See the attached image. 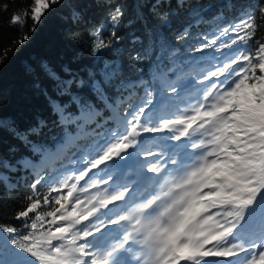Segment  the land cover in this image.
<instances>
[{
    "label": "snow or ice",
    "instance_id": "snow-or-ice-1",
    "mask_svg": "<svg viewBox=\"0 0 264 264\" xmlns=\"http://www.w3.org/2000/svg\"><path fill=\"white\" fill-rule=\"evenodd\" d=\"M60 2L34 0L9 22L21 28L30 19L28 31L34 32ZM230 7L233 19L225 20L219 36L192 49L201 54L211 49L223 59L213 56L219 63L188 85L165 84L178 97L195 85L184 107L157 115L156 97L145 84L144 96L126 108H120L123 94L105 103L107 116L79 95L73 98L75 112L54 109L64 124L75 125L76 135L66 136L55 153L41 148L40 167L77 147V140L87 138L88 143L28 185L27 203L16 216L24 220L27 234L16 239L17 229L0 225V233L9 234L0 239V247L12 244L20 250L12 264H264V0H248L238 13L235 3ZM123 16L116 8L109 20L115 25ZM70 18L79 23L81 11L74 8ZM100 35V29L91 33ZM187 35L185 29L177 39ZM222 36H229V42H220ZM28 39L25 31L15 43ZM110 46L111 41L94 44L93 54ZM169 55L175 57L177 50ZM57 84L62 91L71 87ZM0 128L11 125L0 120ZM166 132L169 141L177 142L167 156L142 150L146 134ZM133 157L135 175L128 183L114 186L111 171L93 175V170L119 168L118 161ZM0 166L13 167L8 161ZM44 206L52 210L38 211Z\"/></svg>",
    "mask_w": 264,
    "mask_h": 264
},
{
    "label": "trees",
    "instance_id": "trees-1",
    "mask_svg": "<svg viewBox=\"0 0 264 264\" xmlns=\"http://www.w3.org/2000/svg\"><path fill=\"white\" fill-rule=\"evenodd\" d=\"M33 2L0 0V57L11 49L0 62V120L11 125L0 128V161L13 165L0 166V225L17 229L13 234L16 239L29 232L24 220L16 219L27 203L28 185L36 176L59 168L77 147L88 143L87 138L77 140V147H68L54 163L41 168V148L55 153L66 136L76 135L75 125L64 124L54 109L75 112L73 98L79 95L94 102L107 116L105 103L111 105L123 94L125 103L120 108H126L127 103L144 96V85L148 84L156 97L153 111L159 115L166 110L165 102L156 106L162 98L159 91L173 98L166 83L184 84L219 63L212 60L213 56L223 59L222 53L211 49L203 54L192 49L204 43L205 38L219 36L225 20L233 19L232 3L238 6V13L239 6L248 0H61L47 11L34 32L28 31L32 27L30 19L21 28L12 26V14ZM4 4L8 5L7 11ZM74 8L81 11L79 23L70 18ZM116 8L124 16L114 25L109 16ZM96 29L101 30V35L93 38L91 33ZM185 29L188 35L177 39ZM25 31L29 39L16 44ZM219 40L229 42V36ZM109 41L110 47H101L93 54L94 44ZM172 49L177 50L175 57L169 55ZM57 81L71 87L62 91ZM98 90H103L104 95H98ZM23 136L27 138H20ZM38 189L44 191L40 186ZM50 210L51 206H44L38 211ZM8 235L0 233V239ZM19 251L12 244L0 247V264H12Z\"/></svg>",
    "mask_w": 264,
    "mask_h": 264
},
{
    "label": "rangeland",
    "instance_id": "rangeland-1",
    "mask_svg": "<svg viewBox=\"0 0 264 264\" xmlns=\"http://www.w3.org/2000/svg\"><path fill=\"white\" fill-rule=\"evenodd\" d=\"M196 79H199L198 77H196V78H194V79H192V80H196ZM192 80H190V81H192ZM190 81L189 82H187V83H185V85H188L189 83H190ZM195 87V85H192L191 87H186V88H184L183 89V91H181V96H182V98H181V101H180V106L181 107H184V105L186 104V103H188L189 102V100L191 99V97H190V95H189V93L190 92H192V90H193V88ZM176 99L175 100H177V96L175 97ZM165 100H167V98H165ZM172 102V104L171 105H169V106H171L170 108L172 109V108H175V105H177V104H179V102L177 101V103H174L175 101H171ZM160 105V104H159ZM169 108V111H168V113H166V114H163L162 116H166V115H169L170 114V112H171V109ZM171 135L170 133H162V134H156V135H158V137L156 138V140L152 143V146L151 147H155V146H157V149L156 150H158V147L162 144H160V141H161V138L162 137H164V135H166V136H169V135ZM163 135V136H162ZM164 140H165V142H168L169 140L167 139V138H163ZM144 140L146 141V137L144 136ZM149 142H151V141H147L146 143H144L143 145H141V148H147V149H149V150H153V148H151V147H149L150 145H151V143H149ZM171 142H175V143H177L176 141H171ZM162 147V146H161ZM155 149V148H154ZM129 151H131V150H129ZM158 152H159V150H158ZM151 159V158H150ZM111 163L112 162H109V165L111 166ZM101 168H104V166H101ZM109 170H111L112 168L110 167V168H108ZM107 172V169H105L104 171H99V170H97L96 172H93V175L95 176V175H98V176H104L105 175V173ZM100 174V175H99ZM111 174L113 175V172L111 171ZM148 175H151V174H148ZM115 176V175H114ZM115 180V179H114ZM115 182V181H114ZM114 186H115V183H114Z\"/></svg>",
    "mask_w": 264,
    "mask_h": 264
}]
</instances>
